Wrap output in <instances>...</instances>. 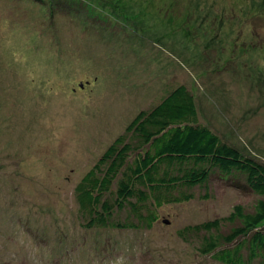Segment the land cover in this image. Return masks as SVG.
<instances>
[{"label":"rangeland","instance_id":"1","mask_svg":"<svg viewBox=\"0 0 264 264\" xmlns=\"http://www.w3.org/2000/svg\"><path fill=\"white\" fill-rule=\"evenodd\" d=\"M181 84L198 123L264 161V0H0V264H223L201 248L256 206L242 177L212 175L150 229L80 217L85 174Z\"/></svg>","mask_w":264,"mask_h":264},{"label":"trees","instance_id":"2","mask_svg":"<svg viewBox=\"0 0 264 264\" xmlns=\"http://www.w3.org/2000/svg\"><path fill=\"white\" fill-rule=\"evenodd\" d=\"M197 118L195 96L184 84L141 110L77 185L82 225L150 229L163 205L192 199L191 190L207 185L212 175L242 177L260 196L256 206L250 211L237 204L222 219L240 223L223 237H206L201 251L223 264H264V161L228 144ZM221 221L190 225L179 234L188 240L187 232H209Z\"/></svg>","mask_w":264,"mask_h":264},{"label":"water","instance_id":"3","mask_svg":"<svg viewBox=\"0 0 264 264\" xmlns=\"http://www.w3.org/2000/svg\"><path fill=\"white\" fill-rule=\"evenodd\" d=\"M167 222V221H166Z\"/></svg>","mask_w":264,"mask_h":264}]
</instances>
